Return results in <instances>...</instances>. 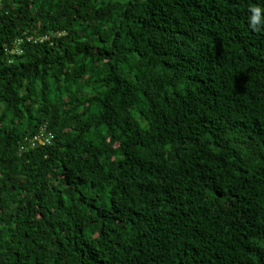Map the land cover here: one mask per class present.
Wrapping results in <instances>:
<instances>
[{"label":"trees","instance_id":"obj_1","mask_svg":"<svg viewBox=\"0 0 264 264\" xmlns=\"http://www.w3.org/2000/svg\"><path fill=\"white\" fill-rule=\"evenodd\" d=\"M0 264H264V0H0Z\"/></svg>","mask_w":264,"mask_h":264},{"label":"built area","instance_id":"obj_2","mask_svg":"<svg viewBox=\"0 0 264 264\" xmlns=\"http://www.w3.org/2000/svg\"><path fill=\"white\" fill-rule=\"evenodd\" d=\"M52 138V136L49 134V135H44L43 133H37L33 136V138L31 139V145H36V144H45V143H48L50 141V139Z\"/></svg>","mask_w":264,"mask_h":264},{"label":"clouds","instance_id":"obj_3","mask_svg":"<svg viewBox=\"0 0 264 264\" xmlns=\"http://www.w3.org/2000/svg\"><path fill=\"white\" fill-rule=\"evenodd\" d=\"M252 11L254 13V16L252 17L253 21L258 22L259 21V13H260L261 9L259 7H254L252 9Z\"/></svg>","mask_w":264,"mask_h":264}]
</instances>
